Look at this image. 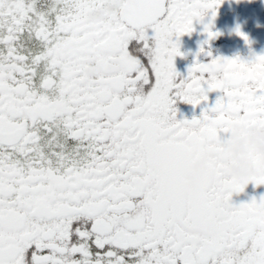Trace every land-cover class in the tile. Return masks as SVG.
Here are the masks:
<instances>
[{
    "label": "flooded vegetation",
    "instance_id": "obj_1",
    "mask_svg": "<svg viewBox=\"0 0 264 264\" xmlns=\"http://www.w3.org/2000/svg\"><path fill=\"white\" fill-rule=\"evenodd\" d=\"M0 264H264V0H0Z\"/></svg>",
    "mask_w": 264,
    "mask_h": 264
}]
</instances>
